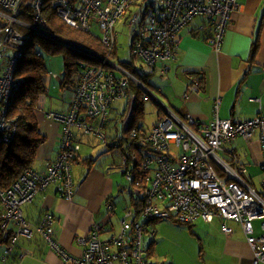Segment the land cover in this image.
Instances as JSON below:
<instances>
[{"label": "built area", "instance_id": "2783aa9c", "mask_svg": "<svg viewBox=\"0 0 264 264\" xmlns=\"http://www.w3.org/2000/svg\"><path fill=\"white\" fill-rule=\"evenodd\" d=\"M44 0H0V141H9L14 127L6 114L12 90L17 80L13 70L30 33L56 39L43 15ZM64 23L79 30L99 35L106 49L104 56L83 50L101 61L82 72L78 85L69 100L65 113L49 112L45 118L59 123L60 150L45 172L29 168L4 191L0 190V226L15 228L3 252L4 262L13 251L19 237L32 235L22 209L48 186L55 184L64 199L73 195L72 162L79 151L74 130L95 136L104 142L102 129L109 107L125 98L129 82L151 95L132 72L123 65L111 62L109 57L116 45L115 26L119 20L128 29L129 48L135 70L148 73L160 64V73L167 72L166 63L174 59L178 33L193 20L212 28L211 42L219 48L231 12L237 9V0H50ZM109 68L108 70L105 68ZM199 77H193L190 91H198ZM259 102L258 99H252ZM163 114L148 131L146 141L150 152L135 166L136 155L124 154L122 167L126 181L131 185V206L120 220L118 234L99 238L104 231L93 224L84 238L82 255L73 259L66 256L53 240L55 219L43 214L33 228L35 232L61 253L69 264H151L143 244L144 236H154L153 223L162 220L192 225L196 220L213 219L239 223L246 243L253 252L252 264H264V180L262 191L250 187L239 173L238 158L231 154L226 161L219 156L227 151L225 145L236 137L247 142L254 132L262 152L261 169L264 173V116L257 114L245 120L218 117L216 101L213 119L206 124L190 116H178L159 104ZM230 155V153H229ZM137 205V215L134 205ZM111 207H108L110 210ZM129 221H128V220ZM259 221L261 235H254V222ZM221 232L230 234L224 223Z\"/></svg>", "mask_w": 264, "mask_h": 264}, {"label": "crops", "instance_id": "0c3cea01", "mask_svg": "<svg viewBox=\"0 0 264 264\" xmlns=\"http://www.w3.org/2000/svg\"><path fill=\"white\" fill-rule=\"evenodd\" d=\"M237 3V9L230 14L219 48H215L210 36L201 34V21L195 19L178 33L174 59L166 63L167 72L163 75L160 73V64L148 72L149 78L159 79L156 90L164 100L162 104L156 100L159 111L156 122L163 114L161 104L178 116H190L206 124L213 119L217 100V115L221 119L245 120L257 114L264 116V0H237ZM196 31L198 36L192 34ZM193 77H199L196 92L189 90ZM60 79L61 76L49 75V82ZM60 92L62 96L53 89L49 91L54 96H60L57 104L48 100L50 98L46 94L39 98L37 104V118L41 133L45 136V142L39 147L32 165V169L37 172H45L60 150L59 134L62 126L45 118L49 112L65 113L68 110L73 93L69 90ZM252 99H258L259 102ZM118 117L120 115L116 114L103 129L109 141L111 136L108 138L106 131H110V134L119 132L121 121L127 120V109L121 113V120ZM107 118L108 114L106 122ZM76 134L80 135L77 131ZM91 139L99 141L90 134L78 137L80 149L71 168L74 183L72 198H62L56 185L52 184L23 207V216L32 225L37 224L44 213L53 215V240L61 253L73 259L82 255L84 246L78 239L84 238L93 224L103 226L104 231L99 235L102 240L120 231V226L115 231L112 224L120 185L107 169H117L122 175L121 170L111 155L105 152L109 149L101 141L103 146L96 155L80 152L84 143L89 145L88 148L91 147ZM225 148L227 151L220 152L219 156L228 161L234 154L238 158L241 178L261 192L264 173L261 169L262 152L258 133L254 132L247 142L236 137ZM108 156L112 158L110 163L106 164L105 161L101 164V160ZM86 158L92 161L84 163ZM129 206L131 196L125 210ZM222 223L231 229L230 234L221 232ZM253 225L254 235H261L259 221ZM190 226L200 243L202 264H252L253 252L246 243L239 223L220 219L211 222L196 220ZM151 243L153 251L154 240L149 242L147 248ZM17 246L12 251L14 257H8L4 262V248L0 246V264H69L61 253L52 249L39 235L30 240L20 239Z\"/></svg>", "mask_w": 264, "mask_h": 264}, {"label": "trees", "instance_id": "16d2710c", "mask_svg": "<svg viewBox=\"0 0 264 264\" xmlns=\"http://www.w3.org/2000/svg\"><path fill=\"white\" fill-rule=\"evenodd\" d=\"M43 15L56 39L30 33L21 47V55L13 70V76L17 82L12 90L6 117L11 126L14 127V131L9 141H0V190L4 191L8 190L25 170L32 168L39 147L45 142V136L41 133L37 118V104L39 98L47 92V79L49 77L44 56H61L62 74L59 81V89L69 90L74 93L80 76L86 67L98 66L101 63L99 59L83 50L100 56L106 54V49L101 44L99 35H97L95 29L85 32L67 25L58 18L54 7L50 4V0H44L43 2ZM211 30L210 25L204 24L200 32L203 36L206 35L212 38ZM192 34L198 36L197 31ZM130 46L131 41L129 40V48ZM116 54L115 47L110 53V57L116 58ZM132 60L133 58L131 57L129 62L118 63L132 72L142 84L149 88V73H141L139 69L135 70L131 62ZM105 68L109 69L106 66ZM124 90V100L130 101L128 104H131L127 120L126 122L121 121L118 133L110 134V141L105 138L103 142L105 147L109 149L105 150V152L109 153L115 163H117L122 176L125 175V169L121 165L124 154H135L137 158L133 164L137 166L141 158L150 152L149 144L146 141L148 131L142 125L144 115L143 102L148 97L141 88L131 82H129ZM111 109L112 105L109 107L107 114L111 112ZM116 114L120 115L118 120H121V114ZM109 121V118H107L106 123ZM106 123L103 129L106 128ZM76 131L80 135H77ZM74 135L75 142L79 143L78 137L86 134L74 130ZM90 161L92 160L87 158L83 160L84 163H89ZM127 183V188L131 190V185L129 182ZM133 205L138 215L139 210L137 205ZM26 222L30 225L32 235L29 238L19 237L13 248V252L18 247L20 239L30 240L32 237L38 235L33 229L36 224L32 225L27 220ZM14 232L15 228L12 224H8L4 231L0 226V246H3V250H5L8 244V237L14 234ZM152 249L151 243L149 248L145 250L149 252ZM149 254L152 255V252ZM9 257H14L13 253Z\"/></svg>", "mask_w": 264, "mask_h": 264}, {"label": "rangeland", "instance_id": "374dc122", "mask_svg": "<svg viewBox=\"0 0 264 264\" xmlns=\"http://www.w3.org/2000/svg\"><path fill=\"white\" fill-rule=\"evenodd\" d=\"M116 32V58L109 57L111 62H129L131 59L129 53V37L128 29L124 26L123 21L119 20L115 26ZM98 35V34H97ZM46 68L49 75H58L62 74V58L61 56H44ZM133 63L139 64V60H132ZM48 75V76H49ZM150 87L148 91L152 96H147V100L143 102V120L142 125L146 131H149L152 126L155 124L157 119L158 106L157 102L164 101L162 96H160L156 90L158 87L159 79L157 77L149 78ZM55 90L57 94H61L59 89V81L49 82V77L47 79V97H49L51 102L57 104V98L60 96H54L53 93H49L50 90ZM54 92V91H51ZM146 94V93H145ZM166 103V102H165ZM128 105V106H127ZM131 104H128L125 100H118L112 104L111 112L108 113L109 120H113L115 113H122L124 109H127V113L131 109ZM107 135L110 136V131H106ZM91 147L84 143L81 148V153L96 155L102 148V144L95 140L91 139ZM101 158V157H100ZM105 158V159H104ZM101 160V164H109L111 157H104ZM99 163V162H98ZM108 173H112L114 180L117 181V184L120 185L119 197L116 199V211L112 216V224L114 225V230L120 226L119 221L124 218L125 207L128 205L131 193L136 192L128 189V183L126 178L120 175L117 169H107ZM129 208V207H128ZM128 220V219H127ZM129 221V220H128ZM155 235L154 238L149 235L144 236V247L147 248L149 242L155 241V248L152 251V255L147 253V260L151 264H202L201 254H200V243L192 230V226L185 224H178L171 220H162L152 224ZM113 231V232H115ZM194 233V234H193ZM103 236V235H102Z\"/></svg>", "mask_w": 264, "mask_h": 264}]
</instances>
